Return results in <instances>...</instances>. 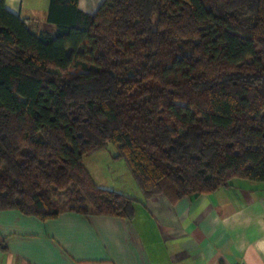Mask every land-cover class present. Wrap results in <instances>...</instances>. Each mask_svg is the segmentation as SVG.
<instances>
[{
	"label": "trees",
	"instance_id": "1",
	"mask_svg": "<svg viewBox=\"0 0 264 264\" xmlns=\"http://www.w3.org/2000/svg\"><path fill=\"white\" fill-rule=\"evenodd\" d=\"M47 21L0 0V211L131 219L82 162L110 143L145 199L264 181V0H49Z\"/></svg>",
	"mask_w": 264,
	"mask_h": 264
},
{
	"label": "crops",
	"instance_id": "2",
	"mask_svg": "<svg viewBox=\"0 0 264 264\" xmlns=\"http://www.w3.org/2000/svg\"><path fill=\"white\" fill-rule=\"evenodd\" d=\"M101 2L78 5L92 13ZM5 4L31 29L55 30L47 21L49 0ZM103 150L85 155L83 165ZM88 172L98 185L136 200L132 218L64 212L41 221L2 210L0 264H264V181L233 178L212 192L172 202L162 193L145 199L131 172L103 184Z\"/></svg>",
	"mask_w": 264,
	"mask_h": 264
},
{
	"label": "rangeland",
	"instance_id": "3",
	"mask_svg": "<svg viewBox=\"0 0 264 264\" xmlns=\"http://www.w3.org/2000/svg\"><path fill=\"white\" fill-rule=\"evenodd\" d=\"M115 152L116 146L110 143L102 153H99L96 157H90L89 162H87V160L84 161L86 169L88 171H94L93 173H95V176L100 177V179H98L99 183H108L110 182V177L115 178V176H118L117 174H120V178H122L130 172L129 167L123 158H115L112 156ZM92 166L97 169H93ZM109 187L110 186L107 188Z\"/></svg>",
	"mask_w": 264,
	"mask_h": 264
},
{
	"label": "built area",
	"instance_id": "4",
	"mask_svg": "<svg viewBox=\"0 0 264 264\" xmlns=\"http://www.w3.org/2000/svg\"><path fill=\"white\" fill-rule=\"evenodd\" d=\"M236 264H243L242 262L236 263Z\"/></svg>",
	"mask_w": 264,
	"mask_h": 264
},
{
	"label": "water",
	"instance_id": "5",
	"mask_svg": "<svg viewBox=\"0 0 264 264\" xmlns=\"http://www.w3.org/2000/svg\"><path fill=\"white\" fill-rule=\"evenodd\" d=\"M34 32V31H33Z\"/></svg>",
	"mask_w": 264,
	"mask_h": 264
}]
</instances>
